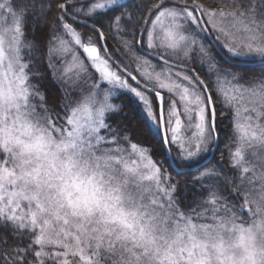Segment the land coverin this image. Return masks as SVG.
Wrapping results in <instances>:
<instances>
[{
	"label": "snow or ice",
	"instance_id": "obj_1",
	"mask_svg": "<svg viewBox=\"0 0 264 264\" xmlns=\"http://www.w3.org/2000/svg\"><path fill=\"white\" fill-rule=\"evenodd\" d=\"M29 13L33 34L54 21L48 64L79 99L30 83L43 76L24 39ZM106 32L112 51L97 46ZM257 62L260 77L233 71ZM127 95L142 106L138 134L160 137L177 175L200 187L196 208H180V182L151 149L125 147L136 127L125 124ZM217 103L221 117L233 113L231 176L209 168ZM225 233L245 248L240 264H264V0H0V264H213L216 236L215 264H236Z\"/></svg>",
	"mask_w": 264,
	"mask_h": 264
},
{
	"label": "trees",
	"instance_id": "obj_2",
	"mask_svg": "<svg viewBox=\"0 0 264 264\" xmlns=\"http://www.w3.org/2000/svg\"><path fill=\"white\" fill-rule=\"evenodd\" d=\"M132 0H127L124 3H131ZM123 4V3H122ZM131 10V9H129ZM55 15L54 12L49 13V17ZM33 16L31 13L27 15V20L28 24L25 26V42H34L38 45V50L35 53L40 57L39 61H37V68L34 69L38 70L42 76L43 80L41 81L40 79H35L32 78L30 75V83L34 85H38V91L40 93H43L45 97L47 98L50 93H54L57 97V102L61 101L65 93L68 94V92H64V87L63 85L57 80V78H54V73L52 72V69L49 67L48 64V54H49V41L51 40V29H52V23H48L44 27H36L35 33L33 34L32 30V21ZM71 22V21H69ZM76 26L81 27V25L76 24ZM83 29V28H82ZM85 32H87V29H83ZM106 40L105 45L107 47L108 51H112L113 47L116 44V41L112 39L110 36H108V33L106 32ZM99 45V44H98ZM28 51L24 50V56L25 59L28 58ZM261 66L260 64L256 65H241L239 67H236L233 69V71L238 72V73H245L247 72L248 75L245 77V79H248L250 76H256L260 77L261 73ZM131 82V81H130ZM132 83V82H131ZM62 85V86H61ZM64 89V90H63ZM75 94V93H74ZM69 95V99H71V94ZM152 96L151 94H149ZM215 95V94H214ZM125 99L124 96H122L121 99H118L119 103H121V100ZM126 103L132 108V111H130L127 116L124 118L125 119V124L128 127H132L133 124L136 125L135 129L128 133L130 136V141L132 143H137L138 146L142 148H149L151 149L150 155L154 161H159L162 162L163 164V170H167V173L169 177L171 178L172 183H176L177 181L180 182L178 189H177V199L181 200L180 203V208L182 210H188V206L190 205L192 208H196V203L195 201L200 199L201 197L199 196L200 193V187L198 185H192L191 183H188L187 185L184 183L183 178L181 175H177V171H175L172 167H169V163L167 158L165 157V154L161 148V139L160 137L153 136L151 134H144V135H139L138 132L142 129V125L139 123V117L141 116L142 112L137 106L136 103L132 99H130L128 96L126 97ZM222 109L219 108V105L216 106V111H217V121H218V127H217V133L219 135V147H216V150L214 152V155L212 157V164L209 165V168H212V165L217 164L219 162V165L223 167L224 172H226L229 176L232 175L231 171V165L228 163V148L225 147L226 144H229V142L232 143L233 145V151L234 149V144H235V136L233 135L231 123H230V118L233 116V113L230 109H223L225 112L224 117L220 116V112ZM131 117H135L136 119H131ZM120 119V116L115 113L111 112L106 116V123H109L112 126L116 125V121ZM173 156H176L174 153V150L172 151ZM221 153L224 155V160L220 161V156ZM208 155V154H207ZM174 161V160H173ZM175 163V161H174ZM176 165V163H175ZM177 166V165H176ZM203 170V169H201ZM196 172H193V176H196ZM205 184L208 183L207 180L204 181ZM207 193H205V196ZM224 195L227 196L228 193L224 192ZM229 199H232L229 197ZM199 209H197L198 211ZM21 247L24 246L23 243L20 244ZM38 247V246H37ZM59 250V249H57Z\"/></svg>",
	"mask_w": 264,
	"mask_h": 264
},
{
	"label": "rangeland",
	"instance_id": "obj_3",
	"mask_svg": "<svg viewBox=\"0 0 264 264\" xmlns=\"http://www.w3.org/2000/svg\"><path fill=\"white\" fill-rule=\"evenodd\" d=\"M126 1H127V0H121V3H124V2H126ZM75 27H76L78 30H80V31H82V32H85L81 27L76 26V25H75ZM212 37H213V36H212ZM65 38H66V39H70L69 37H65ZM213 39H214V37H213ZM97 46H98V45H97ZM115 46H118V45L115 44ZM78 54L81 56V58L85 59V61L87 62L86 54L83 53L82 49H78ZM124 60L127 61L128 58H127V57H124ZM53 64L55 65L56 68H60V67H61V61H60L59 59H54V60H53ZM135 68H136V65L133 63V64H132V67L129 68V71H131L133 75H136L138 80H140L142 83H144V81H143V79L140 77L139 73H138L137 71H134ZM51 69H52V72L54 73V75H55L56 77H58L59 73H56L54 68H51ZM149 70H150V69H149ZM93 71H94V70H93ZM117 71H119V70L117 69ZM157 71H159V69H157ZM125 78H127V77H125ZM127 79H128V78H127ZM212 79L215 80L216 77L213 76ZM229 79H230V78H229ZM57 80H59V82L63 85V87H64V89H65V90L63 89L64 92L67 91L68 94H71V99H73V101L79 99V96H78V94H77L76 88H74L73 86H71L70 84L66 83V82L63 81V80H60V79H58V78H57ZM92 83H94V82H92ZM129 83H131L130 80H129ZM131 84H132V83H131ZM62 85H61V86H62ZM132 85H133V86H136V85H134V84H132ZM104 86H105V87H108L106 84H105ZM220 87H221L225 92H229V93H230L231 90H232L233 85L225 81V82H222V83H221ZM139 90L143 91V89H141V88H140ZM121 91H122V90H119V89L116 90L117 95H116V97H114V98L112 99V103L117 104V105L120 104L119 101H117V100L122 98ZM86 92H87V88H85V93H86ZM74 93H75V94H74ZM165 94H166V90H165ZM127 96H128L130 99H132V100L134 101V103L137 104V106H139V108H140V110H141V112H142V106L139 104V102L136 101L135 98H133L131 95H127ZM150 98H151V96H150ZM218 105H219V108L221 109V106H220L219 103H217V106H218ZM110 113H111V112H110ZM110 113H106V116H107L108 114H110ZM131 143H132V142L129 141V143L126 144L125 147H127V148L130 149V144H131ZM139 147H140V146H139ZM173 150H174L175 155H178V150H177L176 148H173L172 151H173ZM201 171H204V169L201 170ZM197 175H199V173H197L196 176H197Z\"/></svg>",
	"mask_w": 264,
	"mask_h": 264
},
{
	"label": "clouds",
	"instance_id": "obj_4",
	"mask_svg": "<svg viewBox=\"0 0 264 264\" xmlns=\"http://www.w3.org/2000/svg\"><path fill=\"white\" fill-rule=\"evenodd\" d=\"M203 238L208 239V237H203ZM218 240H219V236H216V237H213L210 239L209 251L212 255L213 264H215L217 254H216L215 250L212 249L211 244L215 243ZM224 243H225V247L227 249V255L232 257L233 260L236 262V264H240V261L246 255V252H245V248L238 244L237 235L234 233H225L224 234ZM257 245L258 246H264V236H258Z\"/></svg>",
	"mask_w": 264,
	"mask_h": 264
},
{
	"label": "water",
	"instance_id": "obj_5",
	"mask_svg": "<svg viewBox=\"0 0 264 264\" xmlns=\"http://www.w3.org/2000/svg\"><path fill=\"white\" fill-rule=\"evenodd\" d=\"M208 39H209V40H212L213 37H212V36H209ZM101 45H105V42H104V41H101V42H100V47H101ZM102 50H104V49L102 48ZM246 64H247V65H256V64H259V63L257 62V63H246ZM128 78H129V77H128ZM129 79H130V78H129ZM130 80H131V79H130ZM137 81H139V80L137 79ZM137 81H132V82H133L134 84L137 85ZM139 84H140V88L143 89V83H142L141 81H139ZM150 94H151V93H150ZM152 95H154V94H152ZM215 150H216V146H213V150H212V152L208 154V158H209V159H212ZM167 160H168V163H169V164H170V163L172 164V168H173L175 171H177V172H178V171H183L182 169L177 168V166L175 165V163H174V161H173V159H172L171 157H168Z\"/></svg>",
	"mask_w": 264,
	"mask_h": 264
}]
</instances>
